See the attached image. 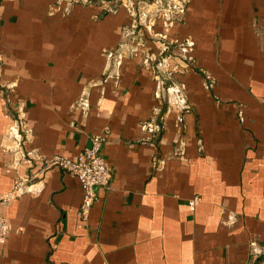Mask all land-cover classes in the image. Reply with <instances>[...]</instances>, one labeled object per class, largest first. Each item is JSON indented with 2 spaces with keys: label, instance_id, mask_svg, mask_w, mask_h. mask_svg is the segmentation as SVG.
I'll return each instance as SVG.
<instances>
[{
  "label": "crops",
  "instance_id": "1",
  "mask_svg": "<svg viewBox=\"0 0 264 264\" xmlns=\"http://www.w3.org/2000/svg\"><path fill=\"white\" fill-rule=\"evenodd\" d=\"M102 1L0 0V194L34 178L0 264H264V0ZM97 134L113 180L86 222L51 162Z\"/></svg>",
  "mask_w": 264,
  "mask_h": 264
},
{
  "label": "built area",
  "instance_id": "2",
  "mask_svg": "<svg viewBox=\"0 0 264 264\" xmlns=\"http://www.w3.org/2000/svg\"><path fill=\"white\" fill-rule=\"evenodd\" d=\"M71 1L91 2V0ZM103 2L105 1L103 0ZM149 7V9L143 7L145 16L150 17L149 21H155L157 18L176 20L184 12L183 0H154L151 1ZM148 10L151 12H148ZM186 52H189V50L187 49ZM104 142L105 135L97 134L92 138L91 147L81 152L76 159L56 155L51 162V164H55L79 179L83 188L80 217L86 222L89 220L93 205L98 199V190L101 188L109 189L113 180V168L103 155ZM33 181V177H20L16 180L13 190L0 194V246L6 244L8 235L11 232V226L5 217L3 208L11 201L19 198L27 183L30 184ZM197 202L198 199H194L191 204L196 205ZM252 247L255 258L264 257V244L256 245L252 243Z\"/></svg>",
  "mask_w": 264,
  "mask_h": 264
},
{
  "label": "rangeland",
  "instance_id": "3",
  "mask_svg": "<svg viewBox=\"0 0 264 264\" xmlns=\"http://www.w3.org/2000/svg\"><path fill=\"white\" fill-rule=\"evenodd\" d=\"M151 1L153 2L154 0H148L147 3L144 5L146 7V9L150 8L149 5L151 4ZM144 6H142V7H144ZM152 10H153V8H152ZM148 12H151V11L148 10Z\"/></svg>",
  "mask_w": 264,
  "mask_h": 264
},
{
  "label": "water",
  "instance_id": "4",
  "mask_svg": "<svg viewBox=\"0 0 264 264\" xmlns=\"http://www.w3.org/2000/svg\"><path fill=\"white\" fill-rule=\"evenodd\" d=\"M261 259L260 260H263V257H260Z\"/></svg>",
  "mask_w": 264,
  "mask_h": 264
}]
</instances>
